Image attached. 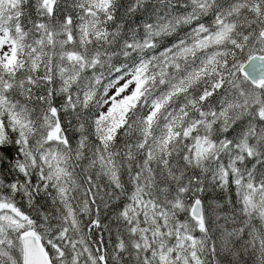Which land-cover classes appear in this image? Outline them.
Instances as JSON below:
<instances>
[{
  "label": "snow or ice",
  "instance_id": "snow-or-ice-1",
  "mask_svg": "<svg viewBox=\"0 0 264 264\" xmlns=\"http://www.w3.org/2000/svg\"><path fill=\"white\" fill-rule=\"evenodd\" d=\"M0 264H264V0H0Z\"/></svg>",
  "mask_w": 264,
  "mask_h": 264
}]
</instances>
